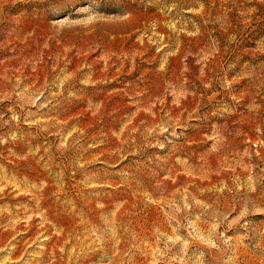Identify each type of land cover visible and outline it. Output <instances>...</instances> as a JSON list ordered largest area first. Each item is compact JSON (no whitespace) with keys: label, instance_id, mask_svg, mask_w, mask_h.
<instances>
[{"label":"rangeland","instance_id":"374dc122","mask_svg":"<svg viewBox=\"0 0 264 264\" xmlns=\"http://www.w3.org/2000/svg\"><path fill=\"white\" fill-rule=\"evenodd\" d=\"M0 264H264V0H0Z\"/></svg>","mask_w":264,"mask_h":264}]
</instances>
